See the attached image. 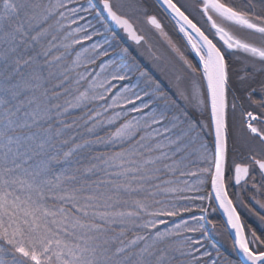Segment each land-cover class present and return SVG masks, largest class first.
Listing matches in <instances>:
<instances>
[{
  "label": "snow or ice",
  "instance_id": "obj_1",
  "mask_svg": "<svg viewBox=\"0 0 264 264\" xmlns=\"http://www.w3.org/2000/svg\"><path fill=\"white\" fill-rule=\"evenodd\" d=\"M157 3L198 65L144 0H0V264H234L209 209L264 264L238 211L264 227V0ZM140 12L182 65L171 94L106 23L151 52Z\"/></svg>",
  "mask_w": 264,
  "mask_h": 264
},
{
  "label": "rangeland",
  "instance_id": "obj_2",
  "mask_svg": "<svg viewBox=\"0 0 264 264\" xmlns=\"http://www.w3.org/2000/svg\"><path fill=\"white\" fill-rule=\"evenodd\" d=\"M146 3H147L146 0H144V7L147 9V14H148L149 12H148V8L146 6ZM132 18H133V21L135 22V24L137 25L139 31L145 37H147L149 43L151 44V46H152L151 52H149V50L147 49V46L138 47L136 44H131V43L125 44V43L121 42L120 41L121 39L119 38V37H121V35L119 34V32L114 31L108 21H106V23H108L109 27L113 30V32L116 33V40L118 41V43L121 46L127 47L129 49L130 53L134 57H136L137 62L140 64L141 68L143 70L149 72V74L153 77V79H155L157 82H159L161 84V87L164 90L169 91L171 94L169 81L174 80L175 76L177 74H182V65H181L180 61L175 56V54L169 50L167 44L159 36V34L155 31V29H153L151 27V25H149L147 23L146 18H145V13H143V12L135 13V14H133ZM238 34L244 35L243 33H238ZM169 36H170V34H169ZM188 51H189V49H188ZM153 56H158L160 58L158 60H155V59H153ZM231 57H234V56H231ZM195 65H198V61L196 62ZM236 67H239V63H236ZM125 83H129V82H125ZM130 83L133 85L139 83L140 88H145L147 90V86H146L145 82L139 78L138 74H136V76H133ZM138 90L139 89H137V91ZM114 91H115V89H114ZM139 103L140 102L138 101L137 104H139ZM130 108H131V105H126V106H124L123 109L116 108L114 110H110L109 114H111V111H128ZM140 115H141L140 113L129 112V118H131V117H137L138 118ZM250 204H251L252 208L254 209V211H257V212L261 211L258 208V206L255 205L254 201H252L251 199H250ZM238 210L241 212V214L243 216H245L246 219L251 220L252 222L256 223L260 228H264L260 225L258 219L255 216L251 215L247 211V209H245L243 207H239ZM262 214H264V213H262ZM164 219L168 220V224L167 225H160V227L162 229L165 226H171V222H172V220H170L169 218H164ZM187 219H190V218H187ZM219 228H221V227H219ZM219 228H218V230L222 233V235L225 236L226 234L223 231V228H221V229H219ZM210 229L214 232L212 227ZM215 233H216V231H215ZM222 235H220V236H222ZM230 244H231V240H230Z\"/></svg>",
  "mask_w": 264,
  "mask_h": 264
},
{
  "label": "trees",
  "instance_id": "obj_3",
  "mask_svg": "<svg viewBox=\"0 0 264 264\" xmlns=\"http://www.w3.org/2000/svg\"><path fill=\"white\" fill-rule=\"evenodd\" d=\"M165 24H166V27L168 28V30H170L171 34L175 37V40L180 42V36L178 34H176L175 31L171 30V28H170V26L172 25V21L168 20V21H166ZM186 55L191 59L192 55H190V53H186ZM229 62L233 66H236V63H238V62L234 61L233 57H231V59H229ZM250 199L251 198H250V194H249V198L245 202L249 204V207H252L250 204ZM207 204H208V201L206 200L205 206H207ZM240 214H241V212H240ZM196 215H202L204 217L203 226L205 227V230H206L207 235H208V239L211 241V243H214L216 245V247L220 250V252L224 256L228 257V259L232 260L234 262V264H240V261H239L238 257L236 256L235 252H233L231 250V244H230V240H229V236H228L227 232H225V234H226L225 236L224 235L220 236V235H217L215 233V231L213 232L210 229L211 225L208 224V220L215 221L218 228L221 227L224 229L223 222H222L218 212L216 211L213 213L211 211V209H209V212H207V213L201 214V213L197 212ZM184 218L187 219L190 217L188 214H185ZM241 218H242V221L244 222V224L247 226V228L252 229V230H256L258 232V234L260 232H264V228H260L256 223L252 222L251 220L246 219L245 216H243L242 214H241ZM221 228H219V229H221Z\"/></svg>",
  "mask_w": 264,
  "mask_h": 264
},
{
  "label": "flooded vegetation",
  "instance_id": "obj_4",
  "mask_svg": "<svg viewBox=\"0 0 264 264\" xmlns=\"http://www.w3.org/2000/svg\"><path fill=\"white\" fill-rule=\"evenodd\" d=\"M146 6H147V8H148V14H155V15H157V17H158V19H160L162 22H163V24H164V26H165V30L170 34V36L172 37V39L174 40V42H176L177 44H178V46L182 49V50H184L185 51V55H186V53H190V55H192L191 56V61H192V63L195 65L196 64V62L198 61V58L197 57H195V55H194V53H191V51H190V49H189V51H188V49L187 48H185V44H186V42L183 40V38H182V35L181 34H179L178 33V31L176 30V28H175V22L174 21H172V25L170 26V28H171V30H173V31H175V33L176 34H178L179 36H180V42L179 41H176L175 40V37L171 34V32H170V30H168V28L166 27V21H168L169 20V18L167 17V16H165L164 15V13H163V11L160 9V7H159V5H158V3H157V1L156 0H146ZM179 2L180 3H186V2H190V0H179ZM196 19L198 20V21H200V23H201V25H203V21H201L200 20V18L197 16L196 17ZM134 22V21H133ZM169 24V23H168ZM134 25H135V28H136V30L138 31V33L139 34H141V35H143L140 31H139V29H138V27H137V25L135 24V22H134ZM117 32H119V34L121 35V37H119L121 40V42H123V43H125V44H127V43H131V44H135V43H133V42H131V41H129L128 39H127V37L124 35V33L121 31V30H118ZM187 50V51H186ZM231 56L229 55L228 56V60L229 59H231L230 58ZM234 58V60L236 59L235 57H233ZM236 61V60H235ZM230 63V62H229ZM236 67V66H235ZM233 79H235V77H233Z\"/></svg>",
  "mask_w": 264,
  "mask_h": 264
},
{
  "label": "water",
  "instance_id": "obj_5",
  "mask_svg": "<svg viewBox=\"0 0 264 264\" xmlns=\"http://www.w3.org/2000/svg\"><path fill=\"white\" fill-rule=\"evenodd\" d=\"M157 1V0H156ZM110 24H111V22L110 21H108ZM111 27H112V29L113 30H119V29H116L115 28V26L114 25H112L111 24ZM122 31V30H121ZM123 32V31H122ZM138 32V31H137ZM125 36H126V34H124ZM127 37V36H126ZM127 39H128V37H127ZM129 40V39H128ZM129 41H131V40H129ZM131 42H133V41H131ZM134 43V42H133ZM218 213H219V215H220V217H221V220H222V222H223V224H224V226L226 225V218L223 216V213H222V210H218L217 211ZM229 234V233H228ZM229 237H230V240L232 239V238H234V233H232L231 235L229 234ZM236 254V256L238 257V259H239V261L241 262L244 258H243V256L241 255V254H238V253H235Z\"/></svg>",
  "mask_w": 264,
  "mask_h": 264
}]
</instances>
